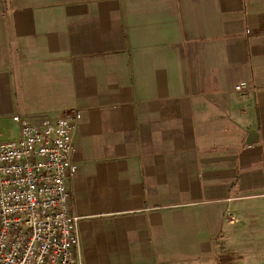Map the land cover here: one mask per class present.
<instances>
[{"label":"crops","instance_id":"obj_1","mask_svg":"<svg viewBox=\"0 0 264 264\" xmlns=\"http://www.w3.org/2000/svg\"><path fill=\"white\" fill-rule=\"evenodd\" d=\"M74 110L82 264H264V0H0L2 137Z\"/></svg>","mask_w":264,"mask_h":264},{"label":"built area","instance_id":"obj_2","mask_svg":"<svg viewBox=\"0 0 264 264\" xmlns=\"http://www.w3.org/2000/svg\"><path fill=\"white\" fill-rule=\"evenodd\" d=\"M254 90L242 81L241 98ZM78 111L57 119L16 114L19 135L0 133V264H82L69 178Z\"/></svg>","mask_w":264,"mask_h":264},{"label":"rangeland","instance_id":"obj_3","mask_svg":"<svg viewBox=\"0 0 264 264\" xmlns=\"http://www.w3.org/2000/svg\"><path fill=\"white\" fill-rule=\"evenodd\" d=\"M6 136H7V137H6V138H4L5 140L11 139V138H9V137H8V135H6Z\"/></svg>","mask_w":264,"mask_h":264}]
</instances>
